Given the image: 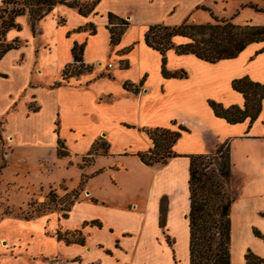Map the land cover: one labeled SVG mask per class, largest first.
<instances>
[{
	"label": "crops",
	"instance_id": "0c3cea01",
	"mask_svg": "<svg viewBox=\"0 0 264 264\" xmlns=\"http://www.w3.org/2000/svg\"><path fill=\"white\" fill-rule=\"evenodd\" d=\"M252 1L98 0L87 16L59 4L35 22L33 31L27 14L15 18L20 29L8 30L5 42L18 40L19 45L0 59V151L9 150L8 157L28 149L56 153L61 142L67 156L59 158L77 157L80 168L96 141L108 149L80 168L85 197L64 217L54 213L32 220L0 219V264H189V156L209 154L223 143L228 144L231 165V240L238 232L264 259V243L253 235L256 230L264 236V98L252 123L246 119L229 124L208 105L212 100L225 108H242V94L231 87L235 79L264 84V41L214 63L168 50L166 69L183 70L182 79L162 77L161 55L144 42L151 25L174 27L186 19L199 24L203 15L225 11V5L236 8L234 16L250 10L247 23L261 24L264 0ZM248 3L262 11L242 8ZM108 14L128 22L115 46L110 45ZM172 42L180 45L188 39L175 36ZM75 43L84 44L82 60L92 71L55 86L72 62ZM52 62L59 72L55 82L44 80ZM141 81L136 94L123 88L125 82ZM179 126L187 131L173 144L174 157L153 166L139 160L136 154L152 147L145 129L177 131ZM99 157L105 162L95 166ZM127 176L132 178L131 198L105 193ZM74 231L82 244L56 237L57 232Z\"/></svg>",
	"mask_w": 264,
	"mask_h": 264
},
{
	"label": "trees",
	"instance_id": "16d2710c",
	"mask_svg": "<svg viewBox=\"0 0 264 264\" xmlns=\"http://www.w3.org/2000/svg\"><path fill=\"white\" fill-rule=\"evenodd\" d=\"M98 0L90 3H79L77 1L65 2L63 0H2L0 6V59L5 53L16 49L18 40L7 43L5 34L10 29L19 30L15 23V18L27 14L29 16L32 31L35 22L42 20L52 12L56 5H65L74 8L82 16H87L93 11ZM249 7L256 12L262 9L253 4L242 5V8ZM204 9V8H203ZM209 11L208 9H204ZM212 22L192 24L186 19L178 26L170 27L163 24L149 26L144 34L145 44L157 51L161 55V75L164 78L182 79L186 77L183 70L169 72L166 69V52L173 50L176 55H194L196 58L209 63L219 60L232 59L236 57L248 44L264 41V25H244L234 24L232 18H217L211 12ZM63 22L60 20L58 23ZM128 22L112 14H108L107 29L110 35V45L118 44L121 35L127 28ZM87 28L93 29L91 25ZM181 36L188 39V42L175 45L172 38ZM84 44H74L71 48L72 62L65 65L61 71V81L56 83L59 86L68 82L70 78L78 77L92 71V66L85 65L82 60ZM131 47L124 50L129 52ZM125 64L122 68H126ZM1 76V75H0ZM143 81L139 85L125 82L123 88L133 93L139 92ZM234 91L242 94L243 107L229 106L223 107L221 104L209 100L208 105L215 117L224 119L229 124H236L246 119L252 123L261 110V101L264 98V84L252 82L247 77L235 79L231 82ZM30 111H36L29 105ZM172 124H175L173 122ZM2 122H0V129ZM186 128L179 126L177 131L165 128H149L144 132L152 142V147L145 152L137 153L136 156L146 166L164 164L174 157L172 146ZM1 139V136H0ZM98 143H101L99 147ZM98 147V148H97ZM108 145L96 141L89 152L88 157L82 158L80 168L89 164L88 159H92L101 150L102 155L107 154ZM58 157H65L67 153L63 151L61 142H58L56 152ZM189 264H231V218L230 208L233 198L226 192L225 185L230 177V157L228 144L216 145L209 154H198L189 156ZM92 162V161H90ZM212 166L215 169L208 170ZM4 165H0V170ZM49 210L50 207L45 208ZM69 208L66 210L68 211ZM44 212V210H43ZM65 214L63 215V217ZM27 220V219H26ZM161 222V221H160ZM254 235L261 238L258 231L254 230ZM59 240L65 243L82 244V239L78 231L71 233H56ZM245 264H262L264 260L247 251L244 255Z\"/></svg>",
	"mask_w": 264,
	"mask_h": 264
},
{
	"label": "rangeland",
	"instance_id": "374dc122",
	"mask_svg": "<svg viewBox=\"0 0 264 264\" xmlns=\"http://www.w3.org/2000/svg\"><path fill=\"white\" fill-rule=\"evenodd\" d=\"M250 12V10H243L239 12V15L234 16L236 8L225 5V11L216 10L214 14L220 15V18H233L232 22L234 24L244 25L252 19ZM216 17L219 18V16ZM199 21L198 23L212 22L207 14L203 15ZM259 21L261 24L256 25H264V15L259 17ZM249 24L254 25V23ZM58 73L56 65L53 62L49 63L44 71V80L55 82L58 78ZM8 153L9 150L0 151V165H4L2 170H0V219L9 217L32 220L54 213L63 216L72 204L85 197L84 182H81L82 180L79 181L83 173L77 166L80 161L79 158H59L50 149L39 151L28 149L21 151L20 155H23L25 159L22 161L19 159L20 155L8 157ZM100 153L101 150L97 152V155ZM88 160V165H90V161H93V158ZM70 161H72V165L69 163ZM104 162L105 157H99L95 166H102ZM213 169H215V166H212L208 172L210 173ZM127 178L128 176L121 180L117 179L112 191L105 190V193L107 192V195H112L116 199L121 197H125V199L131 198L132 186L128 183L129 179L132 178ZM225 190L230 193L227 184L225 185ZM101 192L104 191L102 190ZM47 207H50V209L46 210L45 208ZM254 238L264 243L261 238L255 235ZM245 245H247L246 250L252 253L253 250L259 249L252 241L245 242L241 234L235 231L230 248L231 264H245Z\"/></svg>",
	"mask_w": 264,
	"mask_h": 264
}]
</instances>
